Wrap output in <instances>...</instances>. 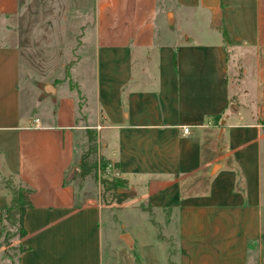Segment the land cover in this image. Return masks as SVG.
<instances>
[{
	"label": "crops",
	"instance_id": "0c3cea01",
	"mask_svg": "<svg viewBox=\"0 0 264 264\" xmlns=\"http://www.w3.org/2000/svg\"><path fill=\"white\" fill-rule=\"evenodd\" d=\"M218 1L0 0V226L3 179L32 191L16 264H264V0ZM94 142L117 204L81 177ZM115 205L178 223L148 212L151 240L103 259Z\"/></svg>",
	"mask_w": 264,
	"mask_h": 264
},
{
	"label": "rangeland",
	"instance_id": "374dc122",
	"mask_svg": "<svg viewBox=\"0 0 264 264\" xmlns=\"http://www.w3.org/2000/svg\"><path fill=\"white\" fill-rule=\"evenodd\" d=\"M201 10V8H199V11ZM189 16H187L188 18ZM25 18H27V16H25ZM3 22V18L0 17V24ZM1 26V25H0ZM3 30L0 27V42L1 39H3ZM31 64V58H27ZM26 59V60H27ZM26 60L24 59V62H26ZM48 59H45V61ZM23 62V65L25 64ZM56 62H59V59H51L49 64H55ZM90 59L88 60V62L86 60H82L80 61L76 66L77 67H83L86 69V71H88L87 69L90 68ZM46 65H48V63H46ZM26 68V69H25ZM47 68V67H45ZM25 70L27 71H31V67L29 66V70H28V65L25 64L24 67ZM53 71V73H51L48 77H52V78H58L60 77L62 74H64V69L60 68L57 69L55 68ZM77 73V72H75ZM71 75L72 78L67 80H70V85H73V83H75V79L73 78V76H75L76 74ZM45 75V74H43ZM35 76V77H34ZM25 78H28V82L31 85L32 83H35L34 79H36V74H33L32 72H28V74H25ZM73 82V83H72ZM80 83V81H79ZM37 84V83H36ZM24 100H26V97H24ZM68 109V107H67ZM67 111V110H66ZM89 149H93L96 150L97 149V143L94 142V144H92V146ZM92 154L90 155V160L94 165V169H95V173L96 176L94 177L93 175V171H92V175L90 174V178L93 180L96 184V186L98 187L99 190V198H101V200L105 203V204H111V202L115 201V204H117V197H116V191L113 190H109L106 187V184L103 183V179L106 178L108 175H105L104 173H100V175H98L97 173V169H96V165H97V161L98 158L95 154V152H91ZM100 160V159H99ZM100 165L103 166V160H101ZM102 170V169H101ZM85 176V175H84ZM82 178H85V177ZM109 179V178H108ZM82 180V179H81ZM264 182V179H263ZM120 193H123L122 191H120ZM115 206L111 207V211H112V216L108 219L106 213L104 212V217H103V226H102V244H103V259L110 254V252L113 254V256L115 257V261H117L118 259H120V257L125 256V252L126 250H128L126 244L120 239V235L119 233L121 232V230L127 231L129 232V234L134 238L136 246L138 245L140 239H143L144 241H149L151 240V236L154 235L155 229L150 226V224L146 221L145 218L148 217V212H151L149 214V219L151 217L152 220H156L158 221V223L156 224L157 227V231L159 233V235L162 234H167V232H165L164 230V223H166V225H169L172 227L177 225L178 223V219L176 218H171L169 216L168 213H166L165 215L161 216L158 214H155V212H152L153 210L150 208H145L146 211H142L139 209H135L132 208L130 205L125 208V209H116ZM143 209V207H142ZM150 209V210H149ZM173 223V224H171ZM163 231H162V230ZM168 230L170 231V233L172 232V230H170V227L168 228ZM175 239V235H170V239H168V250H169V256L172 257V254L175 250V244L173 243V240ZM13 243L16 244V239H13ZM130 244V243H129ZM158 246V245H157ZM153 249V247H152ZM9 253L12 255L13 251L10 250L8 248ZM134 251V250H133ZM133 251L131 252V255L136 259V256L133 254ZM128 252V251H127ZM147 252H149V250H147ZM158 258H161V251L160 249H158ZM142 255H147L146 250L142 249L141 251ZM3 257H5V253L2 252ZM6 261L2 264H16V256L13 257H5ZM159 258V259H160Z\"/></svg>",
	"mask_w": 264,
	"mask_h": 264
},
{
	"label": "trees",
	"instance_id": "16d2710c",
	"mask_svg": "<svg viewBox=\"0 0 264 264\" xmlns=\"http://www.w3.org/2000/svg\"><path fill=\"white\" fill-rule=\"evenodd\" d=\"M224 41L226 42V35L223 31ZM90 147L83 153L81 159V177L90 174L94 170L93 163L89 160ZM103 161V167H104ZM92 175V174H91ZM94 177L96 173L94 172ZM103 183L106 184L107 189L115 190L117 202H121L123 198H127L131 195L129 191L123 193L118 192V189H122L124 182L117 178H104ZM4 187L9 191L11 200L7 207H5L1 214V241L0 247L3 248L5 257H13L22 253L29 248V245L19 242V240L26 235V230L23 225V217L27 208L31 206L30 194L31 189L21 185L15 184L11 178L3 179ZM13 239H16V244L13 243ZM8 248L13 251L11 255Z\"/></svg>",
	"mask_w": 264,
	"mask_h": 264
},
{
	"label": "built area",
	"instance_id": "2783aa9c",
	"mask_svg": "<svg viewBox=\"0 0 264 264\" xmlns=\"http://www.w3.org/2000/svg\"><path fill=\"white\" fill-rule=\"evenodd\" d=\"M35 127H39L38 125V119H35ZM183 132L184 133H187L188 132V127H183ZM97 165H96V169H97V173L98 175H100V173H104L105 175H108L106 178H111L110 176L112 175V168H113V165L111 164H108V163H105L104 164V167L100 165V160L98 159L97 161ZM102 169V170H101Z\"/></svg>",
	"mask_w": 264,
	"mask_h": 264
},
{
	"label": "water",
	"instance_id": "95a60500",
	"mask_svg": "<svg viewBox=\"0 0 264 264\" xmlns=\"http://www.w3.org/2000/svg\"><path fill=\"white\" fill-rule=\"evenodd\" d=\"M218 0H201V3L205 6V7H209L212 9L217 8L218 6Z\"/></svg>",
	"mask_w": 264,
	"mask_h": 264
}]
</instances>
